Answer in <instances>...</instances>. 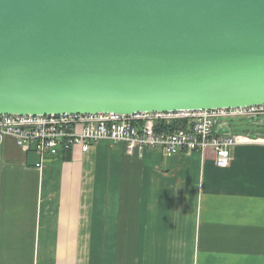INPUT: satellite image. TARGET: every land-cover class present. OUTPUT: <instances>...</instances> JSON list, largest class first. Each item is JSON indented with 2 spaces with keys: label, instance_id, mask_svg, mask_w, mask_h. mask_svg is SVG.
<instances>
[{
  "label": "crops",
  "instance_id": "1",
  "mask_svg": "<svg viewBox=\"0 0 264 264\" xmlns=\"http://www.w3.org/2000/svg\"><path fill=\"white\" fill-rule=\"evenodd\" d=\"M249 136L224 168L211 149L42 158L0 141V264H264V137Z\"/></svg>",
  "mask_w": 264,
  "mask_h": 264
},
{
  "label": "water",
  "instance_id": "2",
  "mask_svg": "<svg viewBox=\"0 0 264 264\" xmlns=\"http://www.w3.org/2000/svg\"><path fill=\"white\" fill-rule=\"evenodd\" d=\"M262 105L264 0H0V115Z\"/></svg>",
  "mask_w": 264,
  "mask_h": 264
},
{
  "label": "built area",
  "instance_id": "3",
  "mask_svg": "<svg viewBox=\"0 0 264 264\" xmlns=\"http://www.w3.org/2000/svg\"><path fill=\"white\" fill-rule=\"evenodd\" d=\"M264 115V105L218 110H179L62 115H0V141L15 139L25 151L35 150L42 158L80 148L89 153L101 141L123 144L133 155L159 150L165 158L178 154L213 150L217 165L228 166L230 149L252 143L248 136L215 133L219 119ZM220 128L230 126L218 122Z\"/></svg>",
  "mask_w": 264,
  "mask_h": 264
},
{
  "label": "rangeland",
  "instance_id": "4",
  "mask_svg": "<svg viewBox=\"0 0 264 264\" xmlns=\"http://www.w3.org/2000/svg\"><path fill=\"white\" fill-rule=\"evenodd\" d=\"M264 115L258 117H236V118H227V119H219L217 120V124L215 125V133L218 135H241V136H249L257 137L258 135L264 137V126L262 132L258 134L259 127L255 124L258 120H263ZM229 122L231 129H220L218 122ZM250 133V134H249ZM251 137V136H249Z\"/></svg>",
  "mask_w": 264,
  "mask_h": 264
},
{
  "label": "trees",
  "instance_id": "5",
  "mask_svg": "<svg viewBox=\"0 0 264 264\" xmlns=\"http://www.w3.org/2000/svg\"><path fill=\"white\" fill-rule=\"evenodd\" d=\"M259 126H262V127H263V126H264V123H262V125H261V124H259ZM69 153H70V152H66V154H69Z\"/></svg>",
  "mask_w": 264,
  "mask_h": 264
}]
</instances>
